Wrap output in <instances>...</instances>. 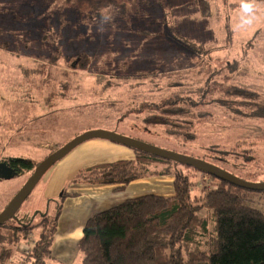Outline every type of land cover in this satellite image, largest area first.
I'll return each instance as SVG.
<instances>
[{"label":"rangeland","instance_id":"rangeland-1","mask_svg":"<svg viewBox=\"0 0 264 264\" xmlns=\"http://www.w3.org/2000/svg\"><path fill=\"white\" fill-rule=\"evenodd\" d=\"M208 1L209 17L196 0H159L123 20L95 25L72 18L49 26L34 0H0V163L41 162L46 141L57 143L44 147L53 152L86 132L104 131L264 183V6L253 4L254 22L240 28L242 0ZM80 55L89 58L85 71L77 68ZM208 82L209 88L234 83L255 95L237 99L222 90L218 99L225 103L216 101L210 122L198 125L196 139L185 145L146 126L145 117L169 94L190 96ZM193 174L194 196L216 186L210 176ZM44 177L9 226L57 216L60 199L44 198ZM27 178L0 180V214ZM249 195L247 205L264 213V192Z\"/></svg>","mask_w":264,"mask_h":264},{"label":"trees","instance_id":"trees-1","mask_svg":"<svg viewBox=\"0 0 264 264\" xmlns=\"http://www.w3.org/2000/svg\"><path fill=\"white\" fill-rule=\"evenodd\" d=\"M45 10V23L69 24L71 19L89 24H101L102 14L111 21L130 18L138 10L153 8L159 0H34ZM264 6V0H249ZM203 17L211 15L208 0H196ZM46 16V17H45ZM61 54V53H60ZM78 69L87 70L86 55H80ZM222 87V85H220ZM219 86V87H220ZM218 88L217 82L199 87L198 92L184 96L180 92L169 94L147 115L148 128L160 129L178 144L193 142L198 125L210 122L212 106L222 90L226 97L247 98L255 95L240 90L237 84ZM226 89V90H225ZM257 96V95H256ZM148 106L145 107V109ZM149 109V108H148ZM65 145H58V149ZM50 152L44 159L46 160ZM135 159L103 164L82 169L71 184L113 185L121 191L130 183L150 178H174V196L155 195L129 199L120 205L91 217L78 244L81 264H264V213L248 206L249 193L236 186L216 182L202 196H194L193 180L196 169L132 149ZM32 158H5L4 162L16 170L18 176L28 173L27 180L43 162ZM204 174V173H203ZM209 177V175H208ZM27 182V181H26ZM262 193V192H258ZM64 192L59 198L57 216L45 218L29 226H0V261H11L15 249L28 242L29 252L25 264H49L61 211ZM39 231L31 242L33 232Z\"/></svg>","mask_w":264,"mask_h":264},{"label":"crops","instance_id":"crops-1","mask_svg":"<svg viewBox=\"0 0 264 264\" xmlns=\"http://www.w3.org/2000/svg\"><path fill=\"white\" fill-rule=\"evenodd\" d=\"M18 140L23 141V138L19 137ZM53 144L57 146V143L51 140L46 141L40 145L43 146L41 150H46L45 153L49 154L51 149L44 147H52ZM134 159L135 153L128 147L104 140H92L76 148L45 175L44 198L46 200L60 198L66 192L57 217V229L51 249L53 260L49 264H81L78 244L84 236L87 221L94 215L129 199L148 195L166 198L174 196V178L170 176L137 180L121 191L113 185L70 183L82 169ZM38 234L39 231L32 233L30 244ZM30 246L26 241L20 243L17 250L15 248L13 259L6 263L0 261V264H25L24 258ZM16 255L20 256L21 261H15Z\"/></svg>","mask_w":264,"mask_h":264},{"label":"water","instance_id":"water-1","mask_svg":"<svg viewBox=\"0 0 264 264\" xmlns=\"http://www.w3.org/2000/svg\"><path fill=\"white\" fill-rule=\"evenodd\" d=\"M92 140H104L112 142L118 145L128 147L130 149L140 150L154 156L173 161L175 163L188 166L196 169L201 173L209 175L221 182L228 183L243 190L264 192V183L262 184H250L238 179L237 177L229 174L216 165L209 164L207 162L192 159L183 155L170 153L151 145L142 143L138 140L126 138L113 133L104 131H90L86 132L78 138L72 140L53 154H51L46 160H44L34 171L33 175L27 180L26 184L17 193V195L11 200L5 210L0 214V226L7 223L15 217L17 212L21 209L23 204L32 194L36 186L41 179L60 161L66 158L72 151L81 146L82 144ZM16 170L11 168L7 163H0V180H10L17 177Z\"/></svg>","mask_w":264,"mask_h":264},{"label":"clouds","instance_id":"clouds-1","mask_svg":"<svg viewBox=\"0 0 264 264\" xmlns=\"http://www.w3.org/2000/svg\"><path fill=\"white\" fill-rule=\"evenodd\" d=\"M255 19L254 5L251 2L242 0L240 5V22L238 27L243 28L244 26L251 25ZM102 21H110L111 16L102 14L99 18Z\"/></svg>","mask_w":264,"mask_h":264},{"label":"built area","instance_id":"built-area-1","mask_svg":"<svg viewBox=\"0 0 264 264\" xmlns=\"http://www.w3.org/2000/svg\"><path fill=\"white\" fill-rule=\"evenodd\" d=\"M204 175H206V174H204ZM206 176H208V175H206ZM200 186H203L202 184H200Z\"/></svg>","mask_w":264,"mask_h":264}]
</instances>
